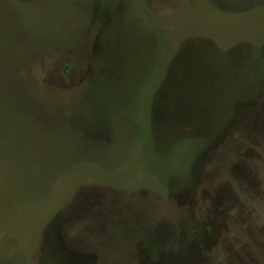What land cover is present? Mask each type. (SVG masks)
<instances>
[{
  "label": "rangeland",
  "instance_id": "rangeland-1",
  "mask_svg": "<svg viewBox=\"0 0 264 264\" xmlns=\"http://www.w3.org/2000/svg\"><path fill=\"white\" fill-rule=\"evenodd\" d=\"M0 264H264V0H0Z\"/></svg>",
  "mask_w": 264,
  "mask_h": 264
}]
</instances>
